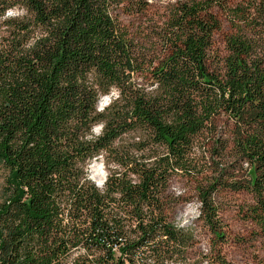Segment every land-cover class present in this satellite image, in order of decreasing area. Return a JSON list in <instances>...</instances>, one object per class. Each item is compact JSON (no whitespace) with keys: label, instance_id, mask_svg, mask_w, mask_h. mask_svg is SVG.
I'll return each mask as SVG.
<instances>
[{"label":"trees","instance_id":"obj_1","mask_svg":"<svg viewBox=\"0 0 264 264\" xmlns=\"http://www.w3.org/2000/svg\"><path fill=\"white\" fill-rule=\"evenodd\" d=\"M150 9L0 0V264H232L223 193L249 197L264 235V0ZM176 177L212 236L199 262L167 199Z\"/></svg>","mask_w":264,"mask_h":264},{"label":"rangeland","instance_id":"obj_2","mask_svg":"<svg viewBox=\"0 0 264 264\" xmlns=\"http://www.w3.org/2000/svg\"><path fill=\"white\" fill-rule=\"evenodd\" d=\"M176 1L187 0H148L151 5V13H161L166 7ZM16 12L19 14L12 17L24 15L21 10ZM140 19L139 16H121V20L125 24L138 25ZM3 21V19H0V39L5 31ZM228 32V29H226L225 33ZM218 40L222 41V37H219ZM112 96L116 97V92L101 99L99 103L100 110L110 103V97ZM97 128L99 131L94 132L95 134L100 133V127L98 126ZM93 166H96L107 176L103 157L96 158L88 167L89 179L96 184L92 179ZM166 195L170 206L174 208L176 225L182 229L190 230L194 235L196 244L190 250L189 258L191 261L199 262L201 255L210 253L212 236L209 229L199 219L200 205L195 197L192 183L181 177H176L171 181ZM249 201V197L242 193H223L220 197L222 221L228 233V240L224 244L223 250L226 258L232 264H264V235L255 226L246 223L241 214V209Z\"/></svg>","mask_w":264,"mask_h":264},{"label":"bare ground","instance_id":"obj_3","mask_svg":"<svg viewBox=\"0 0 264 264\" xmlns=\"http://www.w3.org/2000/svg\"><path fill=\"white\" fill-rule=\"evenodd\" d=\"M92 177L98 187H103L106 181V175L103 171L101 172L100 169H98L96 166H93Z\"/></svg>","mask_w":264,"mask_h":264},{"label":"clouds","instance_id":"obj_4","mask_svg":"<svg viewBox=\"0 0 264 264\" xmlns=\"http://www.w3.org/2000/svg\"><path fill=\"white\" fill-rule=\"evenodd\" d=\"M19 13H17L15 10H10V11H7L6 12V17H12V16H14V15H18ZM92 131L93 132H98L99 131V129L97 128V127H93L92 128Z\"/></svg>","mask_w":264,"mask_h":264}]
</instances>
